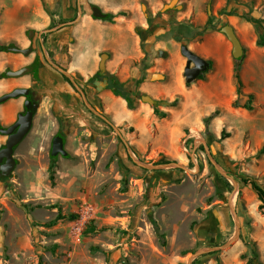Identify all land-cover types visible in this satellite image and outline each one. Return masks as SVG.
<instances>
[{
	"label": "rangeland",
	"instance_id": "1",
	"mask_svg": "<svg viewBox=\"0 0 264 264\" xmlns=\"http://www.w3.org/2000/svg\"><path fill=\"white\" fill-rule=\"evenodd\" d=\"M169 1L59 0L54 7L43 3L46 12L57 16L48 28L51 33L85 16L100 22L91 16L89 4L111 13L103 22L125 20L117 29L125 31L138 58L121 85L135 108L128 109L123 99L102 103L90 87L76 84L105 122L65 81L62 86L55 81L30 86L38 108L30 131L14 149L11 175L0 178V264H186L196 251L227 243L236 225L234 242L191 264H264V204L242 182L254 181L264 190V154H258L264 146V46L256 45L263 31L236 22L243 14L264 20V0H247L237 9L230 8L235 0H177L181 8L161 12ZM224 25L232 26L241 45L247 46L240 62L231 57V45L219 31ZM32 33L25 48L38 52V32ZM104 44L112 45L111 38ZM181 45L210 61L203 79L185 83ZM0 47L8 45L0 41ZM173 50L178 55H173L175 64L167 63L178 65L169 73L158 51L170 58ZM245 64L247 92L239 93L234 70ZM136 71L153 89L140 91L143 82L135 87ZM154 73L164 78L149 80ZM18 80L0 77V96ZM141 95L166 104L143 103ZM17 104V99L0 104V127L14 123L22 111L20 104L11 114ZM56 133L64 138L68 156L52 162L49 152ZM5 141L0 135V148ZM203 145L224 177L209 162ZM127 149L141 163L177 162L187 171L143 169L132 162ZM57 213L76 217L45 226ZM92 247L101 251L93 253Z\"/></svg>",
	"mask_w": 264,
	"mask_h": 264
},
{
	"label": "crops",
	"instance_id": "2",
	"mask_svg": "<svg viewBox=\"0 0 264 264\" xmlns=\"http://www.w3.org/2000/svg\"><path fill=\"white\" fill-rule=\"evenodd\" d=\"M58 1L59 0H0L1 42H5L6 45H15L17 48L25 49L29 32L28 29H32L31 32H38L36 41L42 34H48L45 37L46 42L41 45V48L36 42L39 51L37 52L33 50L30 55L24 56L21 54L10 53L8 51L0 52V71H16L28 65L34 57H38V59H40L41 55L43 57V65L40 64L37 69V80H33L30 72L29 74L24 75V77H19V80L14 83L15 87L11 90L15 88L29 89L32 84H36V86L39 87L40 85L51 81H55L61 86L64 84L63 79H59L60 77L55 75L57 71L49 64L46 65L47 63L44 61L45 54L47 57H50L49 55H51L54 61L63 64L65 71L71 74L73 78L82 77L86 79L92 76L97 70L99 63L97 60L98 56L101 53H106L108 55L105 64L106 70L109 74L115 75L119 83L122 84L127 79V71L130 65L138 58V50L136 51L133 46L129 45L125 31L117 29L118 26H123L125 20L123 18H118L116 19L115 25H111L108 22H103V19L99 22L85 16L80 21L75 22V19L74 22L71 21L73 23L70 22L64 24V26L70 25L71 27L55 32L58 28L62 27L60 26L51 33L52 29L48 28L57 16L46 12L43 3L49 7H54V2ZM246 3L247 0H235V3L230 5V8H243ZM236 22L237 24L239 23V26L247 27V22L243 18H236ZM110 38L112 45H105V40ZM242 48L243 52L247 53V46H242ZM174 54L177 55L176 51L171 53L170 58L165 57L166 59H162L163 62L161 65H163L169 73H174L178 65L176 64L175 66L170 67V64L167 63V60L173 63L174 59L172 58ZM245 66L246 64L242 65L241 68L239 66L241 71L238 73L243 85L242 90L244 89L247 92V70L244 69ZM133 78L135 80L140 78L138 71H136ZM141 85L143 87L141 90L139 89L140 91L148 92V90L153 89V85L149 82L145 81ZM78 88L80 89V87ZM97 97L102 103H104L106 99H109L111 103L119 102V98L113 97L108 90L99 91ZM17 102L18 104L15 106L11 114L16 112L20 104L23 103V101H19L18 98ZM105 108L108 111L112 110L110 106H106Z\"/></svg>",
	"mask_w": 264,
	"mask_h": 264
},
{
	"label": "water",
	"instance_id": "3",
	"mask_svg": "<svg viewBox=\"0 0 264 264\" xmlns=\"http://www.w3.org/2000/svg\"><path fill=\"white\" fill-rule=\"evenodd\" d=\"M176 1L177 0H170L169 3L164 4L162 9H161V12L165 13V12L170 11V10H177V9L181 8L179 5H176ZM142 9H143V6H142ZM77 10H78V17H79L80 8L78 7ZM91 13H92L93 18L104 19L106 17V14L102 13L101 10L99 9V7H97V6L91 7ZM73 22H71V23H73ZM219 31L221 34H223L225 36V38L227 39V41L231 45V51H230L231 57L234 60L239 59L243 54V48H242L241 43L238 40L237 36L235 35L233 28L230 25H224L223 27L220 28ZM32 34L33 33L31 31H29L28 32V38H30ZM7 51L13 52V53H20V54L26 56V55H28V53L31 52V48H27V49L23 50V49H18L16 47H8ZM180 54L185 59V65H184V69H183V77H184V81L186 84H189V83H192L193 81H195L201 74L206 72L207 69L209 68V63L205 59H203L200 56L193 53L185 45L180 46ZM158 55L161 58L166 57V53L163 51H159ZM45 59H46L47 63L54 70L59 72L61 75L65 76L67 79H69V81L73 82V80L69 76V74L65 70H63L62 68L57 66L55 63H53L49 59V57H47L46 54H45ZM106 59H107L106 54L100 55V61L98 63V70L101 73L105 71V60ZM31 71H32L31 68L23 67V68L18 69L16 71H6L5 76L9 77V78H19V77H22L24 75L29 74ZM159 79H163V76L160 74H157V73L152 74L150 77V80H159ZM75 87H76L77 91L80 93V95L83 99L84 105L87 107V109H89V111H91L94 115L98 116L99 118H101L102 120L107 122L106 119L102 115L97 113L87 103V101L85 100L84 93L76 85H75ZM29 94H30V89H28V88H15V89L11 90L10 92L0 96V104L4 103L5 101H7L9 99H17L20 97H22V98L27 97V96H29ZM140 101L143 103H147L149 105L154 104V101L149 96H144V95L141 96ZM29 104H30L29 100H26L24 102L23 105H24L26 112L24 114L18 113L16 116V120L14 121L13 124H11L9 127H6V128L0 127V135H3L6 137L5 144L3 145V147L0 148V178L1 179L8 178L11 175V173H12V171L16 165V161L13 157L14 149L25 138V136L28 134V132L31 129L33 116H34V113H35L38 105L34 104L32 106V108H30ZM161 104L164 105L166 103H161ZM203 149L205 151V154L207 155L209 162L224 177L225 174L221 170H219L217 164L208 156L207 149L204 145H203ZM127 153L129 155L130 159L132 160V162L136 166L141 167L143 169L157 170V169L176 168V169H181V170L187 171L183 165H181L180 163H177V162L176 163L160 164V165H149V164L141 163L140 161L135 160L133 155L131 154V152L128 149H127ZM49 156L50 157H57V156L67 157L68 156V152L64 148L63 139L60 136H54L52 138ZM231 199H232V195H231L230 200H229V207H231ZM231 213L235 217V213L233 210H231ZM238 232H239V229H238V226L236 225L235 233H234L233 237L227 243H225L221 247L204 248V249H200V250L196 251L195 253H193L192 255H190L188 257L186 264H191V262L193 260H195L197 257L204 255L206 253L216 251V250H221L222 248H227L232 242H234L237 239Z\"/></svg>",
	"mask_w": 264,
	"mask_h": 264
},
{
	"label": "trees",
	"instance_id": "4",
	"mask_svg": "<svg viewBox=\"0 0 264 264\" xmlns=\"http://www.w3.org/2000/svg\"><path fill=\"white\" fill-rule=\"evenodd\" d=\"M242 18L246 22L254 24V25H257L258 27H260L262 29L263 32L258 34V36H257L256 45L259 46V47H263L264 46V20L263 19H255V18L251 17L249 14H243ZM207 24H209V20L207 21ZM207 29H208V27L205 26L204 30H207ZM8 47H0V51H7ZM241 60H242V56L239 59H237L236 62H240ZM238 70H239V65H237L235 70H234V81H235V84H236L237 92L241 93L243 85H242V83L240 81ZM31 75H32L33 80H37V67L34 68V70L32 71ZM0 77L1 78L6 77L5 76V72L1 73ZM62 78H63L64 81L68 82V79L65 78L64 76H62ZM200 79H203L202 75H200L197 78V80H200ZM142 81H143L142 77H140L138 80H135V82H134L135 87L138 84H140ZM110 89L112 90L113 94H115L116 96H120V97H122L125 100L126 106H127L128 109L135 108V105L133 104V102L131 100H129L126 97L125 93L122 91L121 84L112 85V86H110ZM247 98H248V100H250L252 98V95L251 94L247 95ZM243 108L247 109V110L250 109L248 107V105H245ZM211 116L212 115H210L205 120V122L207 120H209L211 118ZM258 154H264V146L258 151ZM50 159L52 160V162H54L56 160V157H50ZM48 172H49V179H53L54 171H53L52 165L50 166ZM242 182L244 184H249L251 189H252V191L255 193L258 201L261 203V205L264 204V190L259 185H257L254 181L243 180ZM75 217H76V215H74V214L61 215L60 213H57L52 220H50L48 223L45 224V226H51V225H54V224H56L58 222H63V221H73L75 219ZM154 229H155V231H157V228H156L155 225H154ZM91 230L94 232L95 231L94 227H91ZM91 251L93 253H97V252H100L101 249H99L97 247H92ZM38 264H40V263H38ZM124 264H129V263L125 261ZM246 264H252V263L250 261H248Z\"/></svg>",
	"mask_w": 264,
	"mask_h": 264
},
{
	"label": "flooded vegetation",
	"instance_id": "5",
	"mask_svg": "<svg viewBox=\"0 0 264 264\" xmlns=\"http://www.w3.org/2000/svg\"><path fill=\"white\" fill-rule=\"evenodd\" d=\"M92 6H95V5H93V4H89V8H90V12H91V7ZM100 9V8H99ZM101 10V9H100ZM101 12L102 13H105V12H103L102 10H101ZM106 14V17L103 19V20H107V19H109V18H111V13H105ZM91 16H92V13H91ZM68 27H71L70 25H65V26H62V27H60V28H58L55 32H58V31H60V30H62V29H64V28H68ZM46 35H48V34H42L41 36H40V38H38L37 39V43H38V45H39V47L41 48V45L42 44H44L45 42H46ZM27 39H29L28 38V36H27ZM9 47H16L15 45H8ZM17 48V47H16ZM27 48H31V47H27ZM27 48H25V49H27ZM18 49H20V48H18ZM25 49H23V50H25ZM9 52V51H8ZM10 53H13V52H10ZM32 53V48H31V52L30 53H28V55L29 54H31ZM14 54H20V53H14ZM101 54H106V53H101ZM100 54V55H101ZM22 55V54H21ZM100 55H99V58H100ZM107 55V54H106ZM27 56V55H26ZM50 57H49V59L53 62V63H55L57 66H59L60 68H62L63 70H65V68L63 67V64H60V63H57L56 61H54L53 59H52V57H51V55H49ZM107 58H108V55H107ZM44 61H45V63H47V61H46V59H44ZM100 61V60H99ZM208 63H209V68L211 67V63H210V61H208V60H206ZM48 64V63H47ZM25 67H29V68H31L32 69V71L34 70V68H36L37 67V69H38V67H39V59H38V57H34L33 58V60L28 64V65H26ZM208 68V69H209ZM207 69V70H208ZM32 71H31V73H32ZM59 73V72H58ZM60 74V73H59ZM61 75V74H60ZM61 76H63V75H61ZM65 77V76H64ZM66 78V77H65ZM73 80V82H71V81H69V79H68V84L77 92V93H79L78 91H77V89H76V87H75V85L76 84H78V85H82V87L84 88V86H86V87H90V91H91V94L93 95V97L94 96H96L98 93H99V91H101V90H108L110 93H111V95L113 96V97H115V98H119V99H123L122 97H120V96H116L115 94H113V92H112V90L110 89V86H112V85H116V84H120L119 83V81H118V79L115 77V75H111V74H109V72L106 70V67H105V71L104 72H100L99 70H98V67H97V70L95 71V73L92 75V76H90V77H88V78H86V79H84V78H82V77H76V78H73L72 79ZM197 80V79H196ZM64 81V80H63ZM78 81H80V84L78 83ZM66 82V81H65ZM100 83L101 84H103V87L102 88H100ZM121 89H122V91H123V88H122V85H121ZM83 93H84V91H82ZM124 92V91H123ZM125 93V92H124ZM80 94V93H79ZM84 95H85V93H84ZM125 95H126V97L129 99V100H131L130 98H129V95L127 94V93H125ZM142 96V95H141ZM141 96L139 97V100H140V98H141ZM97 99H99L98 97H97ZM26 100H29L30 101V104H29V107L30 108H32V106L34 105V104H37L35 101H34V99H33V97H32V94H31V91H30V94H29V96H27V97H23V103H22V111L20 112V113H22V114H24L25 112H26V110H25V108H24V102L26 101ZM124 100V99H123ZM153 101H154V104H153V106H156V105H158V104H161V102H157L156 100H154V99H152ZM125 101V100H124ZM133 102V101H132ZM38 105V104H37ZM90 106L93 108V106L90 104ZM37 108H38V106H37ZM94 109V108H93ZM91 112V111H90ZM92 113V112H91ZM104 117V116H103ZM105 118V117H104ZM104 121V120H103ZM107 121V120H106ZM54 136H60L62 139H63V144H64V138L61 136V134L60 133H56Z\"/></svg>",
	"mask_w": 264,
	"mask_h": 264
}]
</instances>
